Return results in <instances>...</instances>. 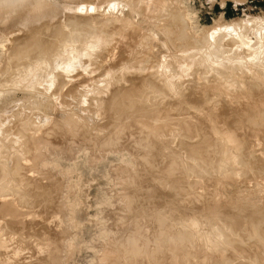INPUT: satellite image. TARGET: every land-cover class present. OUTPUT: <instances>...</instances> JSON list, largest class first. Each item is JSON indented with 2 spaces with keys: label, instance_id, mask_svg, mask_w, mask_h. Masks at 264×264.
<instances>
[{
  "label": "rangeland",
  "instance_id": "rangeland-1",
  "mask_svg": "<svg viewBox=\"0 0 264 264\" xmlns=\"http://www.w3.org/2000/svg\"><path fill=\"white\" fill-rule=\"evenodd\" d=\"M48 2L0 23V264H264V0Z\"/></svg>",
  "mask_w": 264,
  "mask_h": 264
},
{
  "label": "bare ground",
  "instance_id": "bare-ground-1",
  "mask_svg": "<svg viewBox=\"0 0 264 264\" xmlns=\"http://www.w3.org/2000/svg\"><path fill=\"white\" fill-rule=\"evenodd\" d=\"M33 2V3H32ZM37 2V3H36ZM52 2H48L47 3V0H0V23H2V25L4 26H7L8 27V25L10 24V26L11 27H19L21 24H27V25H29L31 28L34 26V25H36V23H40L41 21H43L44 19H45V17H47V16H52V15H58L59 14V12H58V10H57V8H56V6H55V2L54 3H52ZM59 4V3H58ZM52 5V6H51ZM51 6V8L53 7V9L52 10H50L51 8H49ZM58 6H60V5H58ZM50 10V11H49ZM6 12H10V16H5V14H6ZM13 13V14H12ZM6 15H8V14H6ZM59 19V18H58ZM59 21V20H58ZM48 22V21H47ZM5 23V24H4ZM42 23V22H41ZM40 23V24H41ZM196 23V22H195ZM59 24V23H58ZM37 26V25H36ZM10 28V27H9ZM125 28V27H124ZM8 29V28H7ZM36 30V29H35ZM129 30V29H128ZM32 33V32H31ZM29 35V34H28ZM176 35V34H175ZM16 36H18V35H16ZM32 36H34V35H32ZM29 37V36H28ZM38 41V40H37ZM244 43V42H243ZM32 46V45H31ZM22 47V46H21ZM30 49L32 50L33 48L32 47H30ZM206 51V50H205ZM35 55V54H34ZM259 56V55H258ZM257 56V57H258ZM42 57V56H41ZM50 57V56H49ZM233 58V57H232ZM261 58H263V57H261ZM43 59H44V57H43ZM252 59V58H251ZM258 59V58H257ZM254 60V59H253ZM252 60V61H253ZM260 60L261 59H259V62H260ZM263 61V60H262ZM253 62H256V61H253ZM264 62V61H263ZM262 63V62H261ZM254 64V63H253ZM260 64V63H259ZM264 64V63H263ZM246 65V64H245ZM255 65H257V62H256V64ZM248 66V65H247ZM260 66H261V64H260ZM259 66V67H260ZM263 66V65H262ZM255 67H257V66H255ZM259 67H257V68H259ZM242 68V67H241ZM253 68V67H252ZM238 69V68H237ZM244 69V68H243ZM248 69V68H247ZM257 71V70H256ZM262 71V70H261ZM252 72V71H251ZM263 72V71H262ZM244 73V72H243ZM258 73H259V71H258ZM261 75V74H260ZM263 77V76H262ZM55 84V83H54ZM114 86V85H113ZM54 90V89H53ZM256 111V110H255ZM260 113V112H259ZM258 113V114H259ZM260 115H262V114H260ZM259 115V116H260ZM147 118V117H146ZM257 118H261L262 119V117H257ZM150 120V119H149ZM255 120V119H254ZM257 120V119H256ZM148 121V120H147ZM150 122H152V121H150ZM149 122V123H150ZM260 122V121H259ZM145 125V124H144ZM148 126V125H147ZM154 127V126H153ZM150 129H152V128H150ZM152 131V130H151ZM34 132V131H33ZM32 139V138H31ZM30 139V140H31ZM37 139V138H36ZM34 142V141H33ZM32 142V143H33ZM35 143V142H34ZM36 144L39 146V143H37V141H36ZM49 144H47V146H48ZM38 146H37V148H38ZM36 148V149H37ZM49 148V147H48ZM81 152V151H80ZM83 152V151H82ZM89 152V151H88ZM111 153H115V152H111ZM120 154V153H119ZM118 158H120V157H122V155H119V156H117ZM131 157V156H130ZM52 158V157H51ZM106 158V157H105ZM38 159V158H37ZM46 159V158H45ZM47 159H49L48 157H47ZM135 159V158H134ZM40 160V159H39ZM51 160V159H50ZM130 160H132V158L130 159ZM38 161V160H37ZM52 161V160H51ZM135 161H136V159H135ZM36 162V161H35ZM39 162H41V161H39ZM39 162H37L38 164H40ZM83 162V161H82ZM133 162V161H132ZM53 164H55V165H58V164H60V162L59 161H54L53 162ZM148 166V165H147ZM74 167V166H73ZM73 167H66L65 168V173L67 174V175H71V174H73V173H75L74 171L76 170L77 171V169H75V168H73ZM36 168H38V167H36ZM59 173V172H58ZM103 174H104V172H103ZM107 174V173H106ZM38 174H36V176H37ZM65 175V174H64ZM103 176H105V175H103ZM40 177V176H39ZM37 179V178H36ZM54 183V182H53ZM71 188V187H70ZM74 189V188H73ZM123 192V191H122ZM124 194V193H123ZM122 194V195H123ZM124 196V195H123ZM128 196V195H127ZM88 197V196H87ZM101 199V198H100ZM61 200V199H60ZM62 200H63V198H62ZM101 201H104V199H101ZM56 202V201H55ZM54 202V203H55ZM113 202V201H112ZM6 203V202H5ZM102 203V202H101ZM114 203V202H113ZM115 204V203H114ZM7 205V204H6ZM74 209L75 208H77L76 207V204L75 203H72V204H70ZM99 205V204H98ZM14 206V205H13ZM101 206V205H100ZM80 207V206H79ZM5 208H8V206H6ZM107 209V208H106ZM8 210V211H7ZM6 210V213L8 212V215H9V218L11 219H8V220H10L12 223H14V225H15V223H17V226H18V223L20 224V223H22L23 221H24V214L22 213V212H18V210L16 211L15 209H13V211H12V209H11V207L10 208H8ZM15 210V211H14ZM2 211V210H1ZM76 211V210H75ZM71 212V211H70ZM22 213V214H21ZM256 213V212H255ZM3 214V213H2ZM5 215V214H4ZM250 216H252V215H250ZM90 217V216H89ZM256 217H258V216H256ZM65 218V217H64ZM104 218V217H103ZM251 218V217H250ZM253 218V217H252ZM261 217H259L258 218V220L260 219ZM262 218H263V215H262ZM72 221V225H73V228L72 229H75V230H78L79 231V228H81L82 229V226L80 227V225H78L79 223L78 222H76V221H74V220H71ZM252 221H254L253 219H252ZM256 223V222H255ZM261 223H262V221H261ZM260 223V224H261ZM10 224V223H9ZM263 224V223H262ZM13 225V224H12ZM83 225V224H82ZM256 225H259V224H256ZM68 226H69V224H68ZM74 226H75V228H74ZM70 228H71V226H69ZM77 227H78V229H77ZM14 229V228H13ZM29 229V228H28ZM107 228H106V225H105V230H106ZM111 230V229H110ZM109 230V231H110ZM104 231V230H103ZM108 231V230H107ZM112 231V230H111ZM264 232V231H263ZM112 233V232H111ZM16 234V233H15ZM108 233L107 232H100L99 233V236L97 235V237H101V238H104L105 236H108L107 235ZM73 237V236H72ZM71 239V238H70ZM2 241V240H1ZM68 241H69V239H68ZM20 242V241H19ZM260 242V241H259ZM67 244V243H66ZM65 244V245H66ZM86 244V243H85ZM84 244V241L82 240V238L79 236V235H77V238L76 239H74L73 241H71L69 244H68V254H72L73 252H76L75 250H77L78 251V249L80 250L81 249V247H82V245H85ZM93 246H94V244H93ZM174 246V245H173ZM176 246V245H175ZM174 246V248L173 249H175V251H176V247ZM177 252V251H176ZM67 253V252H66ZM74 254V253H73ZM76 254V253H75ZM178 254V253H177ZM73 256V255H72ZM113 256V255H112ZM106 257H108V256H106ZM3 258V257H2ZM67 258V257H66ZM103 259H105V258H103ZM68 260H69V258H68ZM67 260V261H68ZM71 260V259H70ZM2 262V261H1ZM69 262V261H68ZM67 262V263H68ZM105 262H106V260H105ZM103 263V262H102ZM108 263V262H107ZM88 264H90V263H88ZM98 264H99V262H98Z\"/></svg>",
  "mask_w": 264,
  "mask_h": 264
}]
</instances>
